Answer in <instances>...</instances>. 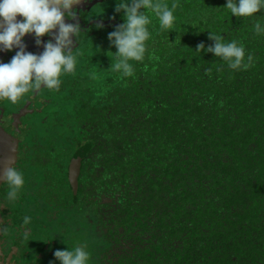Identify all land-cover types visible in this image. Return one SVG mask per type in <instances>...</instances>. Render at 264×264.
<instances>
[{
    "label": "trees",
    "instance_id": "16d2710c",
    "mask_svg": "<svg viewBox=\"0 0 264 264\" xmlns=\"http://www.w3.org/2000/svg\"><path fill=\"white\" fill-rule=\"evenodd\" d=\"M119 2L84 4L65 18L80 24L73 54L82 59L61 76L59 91L41 88L16 104L0 102V126L19 145L13 166L25 179L16 202H1L0 190L7 221L0 264L24 251L31 264H60L54 252L74 248L67 235L79 233L81 217L100 240L94 264H264V35L253 28L264 24V10L236 17L227 0H175L172 30H161L148 11L145 57L129 61L134 71L125 77L110 67L116 48L108 34L124 22L115 12ZM210 31L242 44L251 66L233 70L198 51L200 43L214 44ZM31 35L23 38L26 51L42 53ZM87 41L100 48L88 52ZM79 151L85 156L75 194L70 166ZM24 200L44 213L41 222L31 218L32 241L17 254Z\"/></svg>",
    "mask_w": 264,
    "mask_h": 264
},
{
    "label": "clouds",
    "instance_id": "9594fccd",
    "mask_svg": "<svg viewBox=\"0 0 264 264\" xmlns=\"http://www.w3.org/2000/svg\"><path fill=\"white\" fill-rule=\"evenodd\" d=\"M81 0H0V51L19 49L7 63L0 62V100L7 99L16 104L26 94L39 91L41 88L59 91L63 74L75 71L77 57L73 54L74 43L79 42L80 24L66 23L65 17L75 18L73 10ZM226 8L236 17H253L264 10V0H227ZM179 4L169 6L159 0H120L116 3L115 12H123L124 22L115 26L108 34L111 45L115 46L116 62L111 69L125 77L133 75V65L129 61H143L147 42L151 39L149 25L152 23L148 11L155 14L161 30L174 29L175 10ZM18 15L22 19L18 20ZM97 27H103L98 24ZM257 35H264V24L256 22L253 26ZM55 30V31H54ZM26 34H33L37 45L43 46L40 54L26 51L23 40ZM48 35L52 39L47 42L41 37ZM75 37V41L73 39ZM32 39V37H31ZM209 39L214 44L205 48L203 43L197 50L213 53L225 61L229 68L247 69L253 63V56H247L245 48L236 40L225 42L221 34L209 32ZM2 184L8 191L4 203L16 202L25 186V179L18 166L13 164L0 174ZM31 217H23V225L27 226ZM27 227H25L26 229ZM4 231L0 228V233ZM28 231L24 230L25 239ZM55 258L60 264H89L90 253L84 246H75L71 250H56ZM51 264V262H50Z\"/></svg>",
    "mask_w": 264,
    "mask_h": 264
},
{
    "label": "rangeland",
    "instance_id": "374dc122",
    "mask_svg": "<svg viewBox=\"0 0 264 264\" xmlns=\"http://www.w3.org/2000/svg\"><path fill=\"white\" fill-rule=\"evenodd\" d=\"M91 1H92V0H81V2H80L78 5H79L80 7H83V5H84L85 3L87 4L88 2H91ZM78 5H74V6H73V10H75V9L78 7ZM89 7H90V5H87V9H88ZM17 19L20 20V19H22V17H20V16L18 15ZM65 20H66V19H65ZM65 22L68 23L67 21H65ZM69 23H72V22L69 21ZM30 37H32V39H34V41H35V37H34V35H31ZM45 38L50 39V38H52V37H51V36H48V35H45V36L41 37L42 41L47 42L48 40H46ZM24 42H25V40H24ZM84 44L88 45V47H89V48H87V51H88V52H89V51H94L95 49H99V48H100V47H97V45H96V43H94V41H93V42L87 41V42L84 43ZM81 47H82V46H81ZM15 50H16V48H15ZM0 53L3 54V57L0 58V62H5V63H7V62H9V61L11 60L12 57L10 56V54L8 53V51H0ZM74 55H76V57H77V53H76V52L74 53ZM81 59H82V58L79 57V59H78L77 61H79V60H81ZM48 94H49V93H48ZM48 94H45V96L47 97ZM59 104H60V102L58 101V103H57L54 107H56V106L59 105ZM27 105H28V104H27ZM0 106L3 107V108L5 109L6 103L4 102L3 104H0ZM34 106H36V104H34ZM24 108L27 109V107H24ZM71 108H72V105H67L65 109L68 110V109H71ZM61 109H62V108H61ZM12 110H13V108H12ZM15 118H17V120L20 118L19 115H18V113L15 114ZM25 201H26V202H25ZM31 203H32V202H28L27 200H24V204H23L24 209H25V214H24V216L27 215V216H30L31 218L34 217V215H38V217L42 216L43 213H44V212L42 211L43 206L40 205L39 210H38V212H37V210L33 211V204H31ZM18 205H19V204L16 203V213H17V214H21V211H20V209L18 208ZM35 206H36V205H35ZM24 216H23V217H24ZM74 217H75V216L70 217V221L73 222V223H76V224H72V228H73V229H74V228L76 227V225H77V219H75V220L73 221ZM59 218L62 219L61 215L59 216ZM59 222H60V220H58V219H54V220H53V225H54V226L59 225L61 228L64 227V225H61ZM71 222H69V223H70V226H71ZM78 223L81 224V227H80L79 233H77V232L75 231L74 234H73V230H72V231L67 235V237H70V238L73 237V240H74V241H72L71 243H73V246H74V247H75V246H84V247L86 248V250L89 251V253H90V261H89V264H94V263H96V261H95V258H96V252H97L96 250H97V245L99 244L100 240H99V238H98V235L96 234V231H94L93 226H91V224H88V222H87L86 219H84V218L81 217ZM65 233H66V230H65ZM67 247L69 248V245L66 246V248H67ZM13 258H15V259H13V260L11 261L10 264H17V262H18L19 260L16 259V257H13ZM19 264H28V263H24V262L20 261Z\"/></svg>",
    "mask_w": 264,
    "mask_h": 264
},
{
    "label": "water",
    "instance_id": "95a60500",
    "mask_svg": "<svg viewBox=\"0 0 264 264\" xmlns=\"http://www.w3.org/2000/svg\"><path fill=\"white\" fill-rule=\"evenodd\" d=\"M30 35V34H29ZM24 40V39H23ZM16 119V118H15ZM4 133L2 134V132ZM18 143L14 141L12 135L9 130H4L3 127L0 126V174H2L3 170L12 164L14 165L17 160V149ZM85 156L84 151H79L75 154L73 161L70 166V183L75 194L78 192V178L80 175L82 159ZM2 180H0L1 184ZM2 221V216L0 215V223ZM1 228V227H0ZM1 255V249H0Z\"/></svg>",
    "mask_w": 264,
    "mask_h": 264
},
{
    "label": "flooded vegetation",
    "instance_id": "af4514ba",
    "mask_svg": "<svg viewBox=\"0 0 264 264\" xmlns=\"http://www.w3.org/2000/svg\"><path fill=\"white\" fill-rule=\"evenodd\" d=\"M96 1H98V0H92L91 2H88L87 3V5H91L92 3H94V2H96ZM86 4V3H85ZM85 6V5H84ZM86 8H87V6H86ZM79 9V5H78V7L75 9V11H77ZM66 18V17H65ZM78 18H79V20L81 21V19H85V15L84 14H80L79 16H78ZM73 39H74V37H73ZM34 39H32L31 40V42L33 41ZM35 45H37L36 44V42H35ZM0 54H2V53H0ZM3 57V55H1L0 56V58H2ZM0 102H1V100H0ZM2 108L0 107V110H1ZM1 116H2V114H0ZM4 120H5V117L4 116H2V118H1V124H5V122H4ZM18 161H19V155H17V160H16V164L18 163ZM4 184H2V182H1V184H0V190H3V192H4V194L6 195V193H7V191H8V188H7V186H3ZM4 198H5V196H3V197H1V202H4ZM4 204V203H3ZM42 217V216H41ZM38 221L39 222H41V220H40V217L38 218ZM6 220H5V218H3L2 217V221H1V224H0V227L1 228H3L4 227V225L6 224ZM23 220H22V218H16V229H19V230H22L23 231V233H24V230L25 231H28L29 233L30 232H32V228H33V225H28V226H24L23 224ZM25 227H27L26 229H25ZM18 230V231H19ZM32 236L31 235H27V239H25V236L24 235H19V233H17L16 234V253L18 254V251H20L21 250V252H22V248H23V250L24 249H26L27 247H29V245H30V242L32 241V238H31ZM33 252H31V254H32ZM22 256L20 257V256H18L16 259H18L19 261L17 262V264H19L20 263V261H22V262H24V263H28V264H31V263H34V261H33V259H31V258H29V257H31V256H29V251H24V253L22 252ZM37 264V263H36Z\"/></svg>",
    "mask_w": 264,
    "mask_h": 264
}]
</instances>
